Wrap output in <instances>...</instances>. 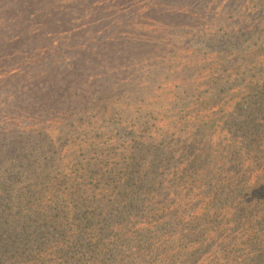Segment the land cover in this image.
Returning a JSON list of instances; mask_svg holds the SVG:
<instances>
[{"label": "rangeland", "instance_id": "rangeland-1", "mask_svg": "<svg viewBox=\"0 0 264 264\" xmlns=\"http://www.w3.org/2000/svg\"><path fill=\"white\" fill-rule=\"evenodd\" d=\"M263 70L264 0H0V188L115 168L141 136L180 155L197 107Z\"/></svg>", "mask_w": 264, "mask_h": 264}, {"label": "trees", "instance_id": "trees-1", "mask_svg": "<svg viewBox=\"0 0 264 264\" xmlns=\"http://www.w3.org/2000/svg\"><path fill=\"white\" fill-rule=\"evenodd\" d=\"M261 74L244 99L197 107L180 155L141 136L115 168L77 162L16 195L3 183L0 264H264Z\"/></svg>", "mask_w": 264, "mask_h": 264}]
</instances>
